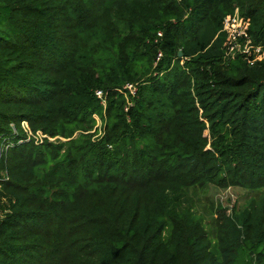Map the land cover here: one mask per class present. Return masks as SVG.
<instances>
[{
	"label": "trees",
	"instance_id": "trees-1",
	"mask_svg": "<svg viewBox=\"0 0 264 264\" xmlns=\"http://www.w3.org/2000/svg\"><path fill=\"white\" fill-rule=\"evenodd\" d=\"M1 121L66 141L0 160V264H213L183 199L264 189V0H0ZM228 227L220 264H264V193Z\"/></svg>",
	"mask_w": 264,
	"mask_h": 264
},
{
	"label": "rangeland",
	"instance_id": "rangeland-1",
	"mask_svg": "<svg viewBox=\"0 0 264 264\" xmlns=\"http://www.w3.org/2000/svg\"><path fill=\"white\" fill-rule=\"evenodd\" d=\"M246 27L247 21L241 16L239 8L236 7L233 14L224 16L223 28L224 31L227 32L228 37L230 36L224 46L227 45L228 40L233 41V36H236L238 32H245ZM252 42V39L247 38L239 44L250 49L253 48ZM237 49H239V45H237ZM185 61L186 60L182 61V65ZM154 64L156 66L158 62L155 61ZM19 108L20 106L17 105L16 110H8L6 113L19 111ZM26 108L29 109L32 107ZM95 119V127L88 132L93 135V140L98 138L102 128V120L100 117L95 115ZM9 124L3 121L0 122V126L4 127L5 131H8L4 132V136L0 138V160H5V170L1 173L2 181H7L9 179L8 173L12 168V160H14L11 159L13 155H10L13 147L24 143H32L31 145L41 147V145L46 143L57 145L66 141V139L60 136L51 137L48 134L45 135L40 130L34 132L28 121ZM78 136L79 132L74 135V137ZM263 193L264 189L252 190L234 185L220 187L210 183L201 188L189 189L188 193L184 196L183 204L184 207L190 209V212L198 218L195 226L205 244L204 249L201 248L199 250L201 260L213 264L225 263L227 257L225 255L223 259V247L233 244L234 239L233 233L228 227L229 219L235 218V216L241 214L253 201H255L257 205L261 201ZM6 204L7 200L3 198L1 206L6 207ZM7 210H9V207ZM249 232L252 234L251 229H249ZM164 235L165 238H167V233H164ZM168 240L170 241L171 239L168 238ZM70 262L69 260H64L62 264H68Z\"/></svg>",
	"mask_w": 264,
	"mask_h": 264
},
{
	"label": "built area",
	"instance_id": "built-area-1",
	"mask_svg": "<svg viewBox=\"0 0 264 264\" xmlns=\"http://www.w3.org/2000/svg\"><path fill=\"white\" fill-rule=\"evenodd\" d=\"M246 36L247 33L246 31H240L237 33L236 36H233V41L232 40H228L227 45L225 46L226 49V56L227 57H232L234 55H236L238 52L245 54L250 52V49H248L247 47H245L244 45L241 46L240 40L242 36ZM159 37H162V33H159ZM230 37V36H229ZM228 37V39H229ZM158 40L156 39V42ZM237 45H239V49H237ZM257 52L262 51V47H258L256 49ZM237 52V53H236ZM163 57V52L162 51H158L157 53V58L156 61L159 62ZM138 88H139V83H127L124 85L123 90L125 92H127L128 94H131V96L135 97L137 92H138ZM95 95L101 100L102 104L105 106L106 105V97H107V93H105L103 90H96L95 91Z\"/></svg>",
	"mask_w": 264,
	"mask_h": 264
},
{
	"label": "water",
	"instance_id": "water-1",
	"mask_svg": "<svg viewBox=\"0 0 264 264\" xmlns=\"http://www.w3.org/2000/svg\"><path fill=\"white\" fill-rule=\"evenodd\" d=\"M179 56H180V57L182 56V52H179Z\"/></svg>",
	"mask_w": 264,
	"mask_h": 264
}]
</instances>
